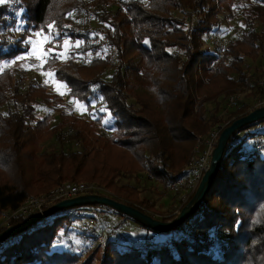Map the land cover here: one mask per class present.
Returning <instances> with one entry per match:
<instances>
[{
  "label": "trees",
  "instance_id": "1",
  "mask_svg": "<svg viewBox=\"0 0 264 264\" xmlns=\"http://www.w3.org/2000/svg\"><path fill=\"white\" fill-rule=\"evenodd\" d=\"M19 1L23 9L19 16L10 2L0 5V68L30 51L25 41L33 33L41 29L48 33V25L54 24L58 35L55 44H45L46 51L54 48V56L69 38L79 43L80 53L96 56L83 62L75 51L66 61L49 57L43 71L65 83L70 97L88 109L93 100L103 97L100 101L113 118L90 121L62 111L60 122L52 125L51 115L37 118V104H64L63 97L50 93L45 84H28L21 91L17 69L1 71L0 108L12 103L13 109L0 112V216L17 210L30 196L82 180H97L115 200L154 216L157 202L140 198L142 190L135 178L146 173L168 190L179 177L174 173L189 166L200 133L222 132L256 109L243 104L224 118L223 101L249 84L252 97L264 98V90L256 85L264 69L253 72L246 66L247 60L264 59V0H121L110 9L102 8L107 0ZM244 1L239 11L246 33L227 43L222 56L208 51L205 38L222 20H235L237 4ZM92 4L93 19L79 29V17ZM209 104H215L210 115ZM110 120L113 128L105 134L100 125ZM262 123L232 136L212 188L180 227L161 233L136 222L162 240L145 249L137 245L120 251L108 239L97 264H264V157L257 142L255 148H246L264 135V130L251 132ZM67 125L75 127L70 138L82 143V151L41 150ZM240 132L246 134L235 142ZM127 177L134 178L136 185L121 184ZM185 186L190 193L180 211L196 191L190 179ZM89 207L100 205L55 213L15 241L0 244V264H77L80 255L54 250V245L73 227L71 213ZM25 220L19 216L10 225ZM99 251L100 247L91 250L85 264H96L92 257Z\"/></svg>",
  "mask_w": 264,
  "mask_h": 264
},
{
  "label": "rangeland",
  "instance_id": "2",
  "mask_svg": "<svg viewBox=\"0 0 264 264\" xmlns=\"http://www.w3.org/2000/svg\"><path fill=\"white\" fill-rule=\"evenodd\" d=\"M89 1H92V0H89ZM120 1L121 0H107L106 2L103 3L102 8L104 7V8L110 9L111 5L116 4V2H120ZM9 2L11 4L12 10L15 11L17 15L19 16L23 12V9L20 8V1L19 0H9ZM245 2L246 1L237 4L238 10L236 9L237 17L235 20H228V19L222 20L218 24L215 31H213L210 36L208 35L205 38V48L208 51L210 52L216 51L218 53L220 45L225 46L230 41L235 40L237 38H241L246 33L247 30L244 26L241 13L239 11V8L243 6ZM89 9L90 10L86 11L85 13H83L82 16L79 17L78 22L80 23L77 24V27H79V29H82L81 26L90 23L91 20L93 19V13L95 12L96 7L95 5L92 4L90 5ZM67 40L70 41V44H71L68 50V55L73 51L78 52V53L81 52V48L79 46L77 47L78 42L74 43L69 38H67ZM213 40L216 42H214ZM43 50L46 51L45 45L43 46ZM51 50H52V53H54L55 49L51 47ZM30 51H31V48H30ZM63 51H64V48L62 46L61 52ZM89 54L91 55L89 56ZM25 55H22V56H25ZM95 56L96 54L93 52L79 54V58L81 62H83V60L88 61ZM13 61H15V63H13ZM13 61L4 62L0 69L4 70L9 67L17 69V75H18L17 81L20 83L21 91H25L28 84H32V83L33 84H45V81L49 80L50 82L48 84H45L48 86L49 92L59 94L56 88V84L52 81L54 80L59 83L65 84L61 81H58L54 75L52 77H49L45 74H42V73H48V72L43 71V66L47 63L48 59L42 65H41V62L37 60L35 57H30V58L21 59V60L15 59ZM5 64H8L10 66L5 68L4 67ZM246 66L252 67L253 72H255V70H262L264 69V59L261 57L255 63L252 62L251 60H247ZM105 77L109 78L110 73L107 72ZM263 80H264V77L260 78L256 84L261 89L263 88L260 82H262ZM250 87L251 86L249 84L243 90H239L238 93L230 96L228 100L230 98L231 99L236 98V100L232 101V103L230 102L231 100L229 101V103H228V100L226 102L223 101L224 103H222L221 108L223 109L222 116L224 118H226V116H228L230 112H234L236 109L241 107L243 104H246L250 106L251 108L261 107L259 104H260V101L264 102V98L259 99V97H255V96L252 97V94H250V90H249ZM62 90L65 92V94L63 95L59 94V95L63 97V99L65 100V103L59 104V105L56 104L54 106H45L43 104H37V118H42V117H45L46 115H51L52 125H56L60 122L59 116L62 111H66L69 113L73 112L75 116L81 117V118H84L90 121H94L98 118L104 119V120L113 118L109 113H107V111L105 110V107L100 101V98L98 97L96 98V100H93V102H91L90 109H88L84 103H81L78 101L79 104L83 105L87 109V111H85L84 114H81V112L77 110L76 104L70 103V101H76V100L70 97L68 86L66 89H62ZM263 106L264 105H262V107ZM214 107H215V104L207 105L208 115L211 114ZM9 108L13 109L12 103L8 104V106H4L0 108V112L6 114ZM101 109H104V110L101 111ZM103 113L106 114L105 118L102 116ZM64 119L67 120L65 122H69L75 125L72 121H68L69 120L68 118H64ZM107 122H108L107 125H103V124L100 125L101 131L105 134H109L110 133L109 129L113 128L112 120L107 121ZM76 127L78 128V125H76ZM74 128L75 127H73L72 125L65 126L61 130L62 132L60 136L57 137L56 135L55 138L52 139L50 142H44L41 147V150H46L49 152L62 150L67 153L75 152V151L76 152L82 151L83 150L82 143L70 138L73 131L75 130ZM79 128L82 132L88 135L89 138L92 137V139H94V137L89 135L82 127H79ZM263 130H264V123L259 124L253 129H251V132L263 131ZM214 134H217L219 138L221 134V130L215 129L213 132H211L210 134L208 133L207 135L200 133L195 143V146L193 149L194 152L192 153L189 166L184 167L179 172L174 173L175 175H179V177L174 179L172 183L180 180L182 177H186L187 181H189L188 170L190 168V165L193 164L197 159L201 158L204 155L208 147V142L210 141L211 136ZM245 134H246L245 132L238 133L235 136L234 141L235 142L240 141L241 139L244 138ZM100 139L105 140L106 138L105 139L100 138ZM105 141H107V139ZM256 142L259 144V147L262 148V155L264 157V135L257 136L255 141L249 142L246 148L247 149L251 147L252 149L255 148L256 146L254 145ZM216 144L217 143L213 144L212 146L213 149L216 147ZM96 145H97L96 147H99L98 144ZM1 175L2 174L0 171V179L2 178ZM133 179L134 178L128 179V177L122 178L120 182L121 184L136 185V182ZM81 180L82 179H77L76 181H81ZM135 180L138 182L139 188L142 190V193L140 194V198L157 202L156 213L158 214H155L153 216L157 219H162L163 217H169L171 215L177 216V214L180 212L181 206H183V204L187 201L189 197L190 188L186 187L185 186L186 184L178 192H172L170 188L172 183L169 185L168 190H163L162 186L159 183L149 180L146 173L140 174L137 178H135ZM81 182L94 183V184L99 185L97 183V180L96 181L82 180ZM65 183H70V182H65ZM65 183H62V184H65ZM72 183H75V182H72ZM76 183H79V182H76ZM102 188L105 189L104 187ZM196 188H194L193 190H196ZM105 190H106L105 195H107L106 197H110L114 199V194L110 190H107V189ZM111 190L114 192L113 189ZM36 197H39V196H36ZM5 213L2 216H0V224L2 223ZM71 214L75 218V223L73 224V227L67 233L66 236H62L60 240L55 241L56 244L54 245V250H57V249L69 250V251L75 252L76 254L80 255L77 264H85L87 259L90 256L89 255L90 251L98 247H100L99 254L94 255L95 257H92V258L96 264L99 261H101L102 251L107 246L108 239H110L111 241V246L116 247L120 251L133 250L137 247V245L139 246L141 245V248L145 249L151 246V242L156 244L157 242H160V240H162L160 239V236L151 235L147 233L136 222L126 217H122L120 214H118L113 209H110L105 206L89 207L87 209L72 212ZM32 216H30L29 218H31ZM29 218H26V220H28ZM11 221H9L8 226H2L0 227V229H6L9 226H11L10 225ZM118 222L119 223L121 222L120 226H117ZM109 232L111 233L110 237H109ZM97 236H103L105 238L104 239L105 246L99 244V242L97 241ZM221 238L226 239V235L221 236ZM217 242H220V240H217Z\"/></svg>",
  "mask_w": 264,
  "mask_h": 264
},
{
  "label": "water",
  "instance_id": "3",
  "mask_svg": "<svg viewBox=\"0 0 264 264\" xmlns=\"http://www.w3.org/2000/svg\"><path fill=\"white\" fill-rule=\"evenodd\" d=\"M261 120H264V106L256 108L246 115L234 120L221 132L216 147L212 151L209 168L201 178L194 196L182 208L177 216L170 220H159L132 205L123 203L110 197L101 195H84L58 202L45 209L43 212H39L33 215L31 218L25 220L21 224L9 226L5 229L4 232L0 233V244L7 242L10 239L15 238L20 234L30 230L38 221L42 220L43 218L71 208L90 205H100L113 209L114 211L123 214L131 218L135 222L154 231L168 233L176 230L188 218L196 213L201 203L205 199L207 193L212 188L218 170L220 168L227 144L232 136L242 128L255 124Z\"/></svg>",
  "mask_w": 264,
  "mask_h": 264
},
{
  "label": "built area",
  "instance_id": "4",
  "mask_svg": "<svg viewBox=\"0 0 264 264\" xmlns=\"http://www.w3.org/2000/svg\"><path fill=\"white\" fill-rule=\"evenodd\" d=\"M214 41V40H213ZM216 42V41H214ZM224 45H220L218 54L220 56L223 55ZM262 88L264 89V80L260 82ZM236 98L231 99L234 101ZM260 106L264 105L263 101H260ZM216 141V142H215ZM218 136L214 134L211 136L210 141L208 142V147L204 155L197 159L193 164L190 165L188 170V177L193 183V189L199 184L201 178L208 170L210 161H211V154L213 151V144L217 143ZM187 183V178L182 177L180 180L175 181L171 184L170 188L172 192H178L185 184ZM106 190L102 188V186L94 184V183H87V182H79V183H65L57 188L51 190L49 193L36 197L31 196L29 197L17 210L6 212L0 227L8 226L9 221L22 216L24 218H29L30 216L43 212L48 207L61 202L66 199L76 198L78 196L84 195H101L107 196ZM18 238H12L9 241L13 242ZM103 236H97V241L99 244L105 246Z\"/></svg>",
  "mask_w": 264,
  "mask_h": 264
},
{
  "label": "snow or ice",
  "instance_id": "5",
  "mask_svg": "<svg viewBox=\"0 0 264 264\" xmlns=\"http://www.w3.org/2000/svg\"><path fill=\"white\" fill-rule=\"evenodd\" d=\"M8 2H9V0H0V5L8 3ZM72 15H73L72 13H69V16H72ZM21 27H22V25H21ZM48 29H49L48 33H44L43 29H41V31H39V32L33 33V37H36V39H34L33 37H29V39L27 41H25L27 44H29L31 46V51L28 52L25 56L17 57V59L21 60V59H27L30 57H35L37 60H39L41 62V65L43 63H45L49 57H51L53 59H62L64 61H66L69 58L68 57V50L71 46L70 41H68L67 39H65L63 41V45H62L64 48L63 52H58L53 56L51 49H49L47 51L43 50V46L45 44H49V43L55 44L56 36L58 35V33H54V31H53L55 29L54 24H49ZM17 30H19V28ZM145 43H147V41H145ZM78 46H79V43H77V47ZM90 55L91 54H89V56ZM13 63H15V61H13ZM9 66L10 65H8V64L4 65L5 68H7ZM37 67H39V66H37ZM0 71H3V69H0ZM42 74H45L49 77H52L54 75L51 72L42 73ZM49 82H50L49 80H46L45 84H48ZM52 82H54L56 84V88H57V91L59 92V94H61V95L65 94V92L62 89L67 88L66 84H62V83H59V82L54 81V80ZM100 99L103 100V97H100ZM70 103L76 104L77 110L80 111L81 114H84V112L87 111V109L83 105L79 104L78 101H70ZM103 110L104 109H101V111H103ZM104 122L107 123V121H104Z\"/></svg>",
  "mask_w": 264,
  "mask_h": 264
}]
</instances>
